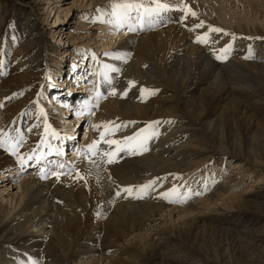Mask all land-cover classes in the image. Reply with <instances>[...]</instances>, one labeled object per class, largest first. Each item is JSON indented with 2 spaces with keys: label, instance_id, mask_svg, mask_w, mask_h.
<instances>
[{
  "label": "bare ground",
  "instance_id": "obj_1",
  "mask_svg": "<svg viewBox=\"0 0 264 264\" xmlns=\"http://www.w3.org/2000/svg\"><path fill=\"white\" fill-rule=\"evenodd\" d=\"M45 1L50 15H62L49 30L59 39L56 46L47 42L40 18L33 17L28 8L23 7L14 22L9 23L2 18L8 8L0 5V132L7 133L13 141L22 134L19 153L35 154L21 168L15 156L0 148V183L11 186L9 191L0 188V264H181L178 253L191 254L195 264L230 261L218 246L212 248L203 243L208 240L237 246L241 264H264V193H255L257 183L244 186L246 175L209 193L204 200L187 202L183 209L170 207L169 200L163 198L166 191L179 186L172 198L183 202L186 196L199 195L207 184L218 180L215 172L200 170L175 185L176 177L182 175L176 171L184 165L189 167L186 159L181 161L183 157L178 161V155L190 153V135L203 153L218 154L220 159L208 164L211 170L215 164L219 170L229 158H239L237 168H230L231 172L239 173L243 164L264 166V121L256 118L260 117V109L253 107L259 111L254 117L244 106L249 104L242 105L240 97L235 98L264 92V39H248L264 38V0H184L198 19L189 16L185 20L184 13L171 11L151 29L129 32L125 28L120 31L123 34L108 23L94 20L96 9L105 7L110 0H64L62 5V0ZM162 2L176 5L180 0ZM67 3L71 4L69 8H65ZM74 6L81 21L75 22L72 32L67 21ZM50 15L46 17L48 25L52 23ZM201 21L203 28L191 30ZM209 27L225 32L210 33L208 44L197 43L196 37ZM229 46L227 58L217 59V54ZM39 51L50 70L44 72L40 59L29 60ZM55 53L65 58L58 56L55 63ZM250 55L254 58H246ZM61 60H70V89H79L77 93H83L80 98L78 94L63 98L60 90L53 91L51 99L45 96L50 91L45 87L47 82L63 86L53 73H57ZM104 65L124 67L130 72L117 79L118 72ZM244 74L260 85L244 84ZM130 81L136 84L130 87ZM129 88L127 95L122 96ZM113 89L115 95L111 94ZM142 89L155 91L151 95ZM97 93L106 98H98ZM154 96L157 100L151 101ZM89 109L94 114L89 115ZM65 111L71 119L63 118ZM176 118L183 122L182 126L193 129L186 131L187 135L185 130L171 137L168 134L171 142L166 145L167 130L162 128L166 119L178 124ZM125 120L132 122L128 123L130 131L122 127L106 138L123 141L159 121L157 135L147 141L148 150L143 154H133L126 148L116 155L115 162L101 163L98 170L89 163L86 153V146L101 134L93 125L110 121L127 125ZM84 124L87 129L80 143L77 128ZM228 127L231 134L226 136ZM51 130L58 136H52ZM239 131L247 135V140L238 138ZM181 142L184 144L176 145ZM99 147L109 152L116 149L114 144L101 143ZM68 151L72 158L67 160ZM95 159L99 162V157ZM61 164L64 167L58 168ZM32 168L33 173L29 172ZM52 172L66 174L57 179ZM77 172L86 177V182L74 178ZM152 180L156 184L143 198L122 192L125 187H138ZM162 186L165 192H161ZM206 208L217 213L251 211L263 218L235 216L237 220L230 228H217L202 223L201 218L210 215L205 213ZM255 225L260 226L257 231L249 230ZM175 240H181L179 245L183 247L175 249Z\"/></svg>",
  "mask_w": 264,
  "mask_h": 264
},
{
  "label": "rangeland",
  "instance_id": "obj_2",
  "mask_svg": "<svg viewBox=\"0 0 264 264\" xmlns=\"http://www.w3.org/2000/svg\"><path fill=\"white\" fill-rule=\"evenodd\" d=\"M64 0H62L61 1V4L60 5H62ZM73 1L74 0H68V2L69 3H73ZM165 1V0H164ZM5 5V6H7V12L2 16V18L3 19H5L6 21H8L9 23H11V22H14L13 21V19H15L17 16H18V14L22 11V9H23V7H26V8H28L31 12H32V14H33V17L34 16H37L38 18H40V21H41V23H42V25H43V27H44V29H45V31H46V36L48 37V39H46L47 40V42L48 43H52V46H56V44H57V42H59V39H56V35L53 33H49V30H50V28L52 27V24H53V22H55V20L58 18V19H62V15H58V14H55L54 15V13L53 14H49V11H48V6H47V4H46V1L45 0H0V5ZM71 6V4L68 6V3H67V5H65V8H69ZM76 9V7L74 6V8L73 9H71L70 10V13L72 14V17L70 18V21H67V22H69L68 23V25H69V27H71L72 29L71 30H73L72 32H74V29H75V26H74V24H75V22L76 23H79V21H81V19H79V15L77 16V11L75 10ZM44 13V14H43ZM50 15V18H51V21H49V22H52L51 23V25H48V22L46 21V17L47 16H49ZM26 16V15H25ZM6 17V18H5ZM75 19H77V20H75ZM71 25V26H70ZM118 33H120V34H123L122 32H118ZM72 34H74V33H72ZM108 36H110V34L108 35ZM61 41V40H60ZM60 43V42H59ZM82 44H86V43H82ZM74 46H76L75 45V43H74ZM79 45H77L76 47H78ZM68 47V46H67ZM66 47V48H67ZM70 48H71V50L74 48L73 46H69ZM8 49L6 48V49H4V51L6 52ZM19 50H21L20 48H19ZM54 55H56V53L54 54ZM58 56H60L62 59H64L65 58V56L64 55H56L55 56V63L58 61L57 59H58ZM70 59V56H67L66 57V59ZM37 59H40V64H43L44 65V72L45 71H47V70H50L49 68H48V66L44 63V56H42V53H41V51H39V53H35V55L32 57V59H29V60H32V61H35V60H37ZM60 60V59H59ZM62 61V60H61ZM34 65H36V63L34 62L33 63ZM59 64V63H58ZM69 64H70V61L68 60V62H66V65L68 66V68L66 67V69H65V71H69ZM219 65H221V64H219ZM113 67H114V65H113ZM115 68H119V67H115ZM120 69V71L118 72V75H117V79L118 78H120V77H123L124 75H126L127 73H129L130 72V70H128V69H126V68H124V67H120L119 68ZM122 69V70H121ZM121 72V73H120ZM53 73H55L56 74V71L55 70H53ZM125 73V74H124ZM91 80V79H90ZM243 82H244V84H247V85H249V83H254L255 85H260V83L258 82V81H256V80H251V76H249V75H247V74H244V79H243ZM91 86L93 85L92 83L90 84ZM261 87L262 88H264V85H261ZM78 88H80V87H78ZM81 89V88H80ZM70 90V89H69ZM82 90V89H81ZM264 90V89H263ZM71 91V90H70ZM75 91H77V89H75ZM79 91V90H78ZM81 92V91H80ZM78 93H76L75 94V96L77 95ZM86 94V93H85ZM79 95V97L81 96V95H83V94H78ZM152 95V94H151ZM150 95V96H151ZM233 95H235V94H233ZM242 95H244V96H242ZM248 95V96H247ZM253 95H255V96H253ZM74 97V96H73ZM239 97H240V99H239ZM261 97V98H260ZM264 92H263V94H252V96L250 95V94H241L240 96H237L236 95V99L238 100V101H240L241 102V104L242 105H244V104H246V103H248L249 105V107L247 106V104L246 105H244L246 108H247V110L249 111V113L251 114V115H253L254 117H256V116H258V114L260 115V117L258 116V117H256L257 119H259V120H261V121H264V115H263V113H264ZM77 98V97H76ZM249 98H251L252 100V102L249 100ZM257 98V99H256ZM245 99H247V101L245 100ZM256 101H255V100ZM157 100V96L155 97H152L151 98V101H156ZM242 100V101H241ZM245 100V101H244ZM254 100V101H253ZM261 100V102H260V104H259V101ZM150 101V102H151ZM249 101V102H248ZM251 102V103H250ZM257 102V103H256ZM244 103V104H243ZM253 104V105H252ZM254 104L256 105V106H254ZM263 104V105H262ZM154 106H156L155 104H154ZM258 106V107H257ZM263 106V107H262ZM250 107H252V108H250ZM253 107H255L257 110H258V108L260 109V112L262 113V115H261V113L259 112V111H255L254 109L255 108H253ZM250 108V109H249ZM251 111V112H250ZM259 112V113H258ZM254 113V114H253ZM255 113H256V115H255ZM258 113V114H257ZM65 114H67V115H65ZM70 116V114H68L67 113V111H65V112H63V118L66 120V119H71V117H69ZM239 118H242L241 116L239 117ZM261 118V119H260ZM182 119V118H181ZM176 120H178L179 121V119L178 118H176ZM169 120H167L166 119V121H165V123H164V126H163V128L162 129H165V130H167V133H166V137L167 138H165L166 140L165 141H167L166 143H163V144H166V145H168L170 142H171V140L170 139H168V137L170 136L171 137V135H175L176 133H179V130H180V132L182 131V132H184V130H185V132L186 131H189L188 133H190V131H191V129H193V128H191V127H189V126H182V123L183 122H178V124H177V122H172V123H166V122H168ZM125 122L127 123V125H129L128 123L130 122V120H125ZM187 123V122H186ZM185 123V121H184V124H186ZM176 125V126H175ZM177 125H178V127H177ZM167 126V127H166ZM175 126V127H174ZM179 126H180V128H184V129H180L179 128ZM86 127V128H85ZM188 127V128H187ZM179 128V129H178ZM86 129H87V125H83L82 127H80V128H77V135L78 134H80L79 135V138H78V140H79V142L81 143V141H82V139H83V137H84V132L86 131ZM130 129L131 128H129L128 129V126H127V131H130ZM168 129L170 130V131H173V132H170V131H168ZM177 129H178V131H177ZM230 128L228 127L227 128V130H226V133H227V135L226 136H229L230 134H231V132H230V130H229ZM85 130V131H84ZM176 132H175V131ZM74 134H75V132H74ZM115 134H116V131H115ZM168 134H169V136H168ZM186 135H187V132H186ZM243 135V136H242ZM164 136V137H165ZM232 137V136H231ZM241 137H243V138H241ZM192 138V139H191ZM194 137H192L191 135H190V138H189V145H188V149L190 148L191 149V151H190V149L188 150V152H190V153H188L187 155H181V154H179L178 155V161L179 160H181V158L183 157H185L184 158V161H183V158H182V162H185V159H186V164H188V169H187V165L185 166L184 165V163L182 164V165H184V167L181 169V170H177L176 171V173H177V175L178 174H182V175H178L176 178L177 179H175L174 180V183H175V185H178L180 182H182V181H185V179L190 175V173H192V172H200V170L201 171H211V173L209 172V174H212V173H216V175H217V177L215 178V180L218 178V180L217 181H215L214 183H210V184H207V186H206V188L208 189H206V188H204V189H202L201 191L202 192H204V193H199V195L197 194V195H193V197L191 196V198H189V197H185L184 199H182L183 200V202L182 201H180V202H173V203H170V207H172V206H177V208H179V209H183V208H185V205L184 204H187V202L188 203H190V202H193V203H195L196 201L198 202V201H201V200H204L205 199V197H206V195H208L209 193H211L212 192V194L214 193V191H216V192H218V190L221 188V187H224V185L226 184V185H228V183L231 181V180H235V179H239V177H242V176H245V182H246V184H245V182H244V186H247V188H249V186H251L253 183L254 184H256V186H257V188L254 190L255 191V193L257 192V193H260V192H262V193H264V166H255V165H250V164H248L249 166L247 167V164H243V169L241 170V171H238L239 173H237V172H234V171H232L231 172V169L232 170H234V169H236L237 168V164L239 163V158H233V159H231V158H229V160H227V164H225V165H223L219 170H216L217 169V165L215 164L214 165V167L216 168H212L213 170H211L210 169V166H211V164H214L216 161H217V159H220V158H218L219 156H218V154L217 153H211L210 151L208 152H206V153H203V152H205V151H203V150H199V146L198 145H195L194 144V139H193ZM241 141H245V140H247V135L245 134V133H243V132H241L240 133V131H239V137H238ZM74 139L76 140V137H74ZM164 141V142H165ZM184 141H188V140H184ZM191 142V143H190ZM162 144V145H163ZM182 144H184V142H181V143H178V144H176L177 146H181ZM192 144H193V146H192ZM165 145V146H166ZM197 146V147H196ZM128 149V151L130 152H132V151H134L133 149H129V148H127ZM181 151H185V150H181ZM193 151V152H192ZM202 151V152H201ZM199 154H198V153ZM69 153H71L70 151H68V153H67V156H66V158H67V160L69 159V158H72V155L71 154H69ZM194 153H196L195 155H194ZM203 153V154H202ZM193 154V155H192ZM199 156H198V155ZM210 154V155H209ZM144 155H146V154H144ZM181 155V156H180ZM188 155H189V157H188ZM191 155V156H190ZM205 155V156H204ZM208 155V157H206ZM187 156V157H186ZM181 157V158H180ZM193 157V158H192ZM204 157V158H203ZM224 159H227L225 156L223 157ZM222 158V159H223ZM191 159H193V160H191ZM202 159H203V161H202ZM221 159V160H222ZM190 160H191V162L192 163H190ZM198 160V161H197ZM180 161V162H181ZM193 161H194V164H196L195 166H193L192 167V165H194L193 164ZM206 161V162H205ZM214 162V163H211V162ZM181 162V163H182ZM204 163V164H203ZM211 163V164H210ZM189 164H191V165H189ZM207 164V165H206ZM210 166H209V165ZM200 165H202V166H200ZM30 166H34V164H32V165H30ZM191 166V167H190ZM252 166V167H251ZM242 167V166H241ZM258 167V168H257ZM185 168V169H184ZM204 168V169H203ZM208 168V169H207ZM231 168V169H230ZM190 169V170H189ZM197 169H198V171H197ZM203 169V170H202ZM210 169V170H209ZM227 169V170H226ZM254 169V170H253ZM222 170V171H221ZM256 170H258L257 172V174H256ZM216 171H219V172H216ZM230 171V172H229ZM29 172H31V173H33V172H35V170H34V168H32V170H30ZM222 174H221V173ZM218 173H220V174H218ZM254 173V174H253ZM189 174V175H188ZM220 175H223V177L221 176L220 177ZM232 175V176H231ZM238 175V176H237ZM248 175H250V176H248ZM181 176V177H180ZM231 176V177H230ZM235 176V177H234ZM254 176H257L256 178L254 177ZM229 177V178H228ZM225 178H226V180L227 179H229V181L227 180H225ZM199 180V179H198ZM178 181V182H177ZM226 181V182H225ZM219 184V186L217 185V183ZM251 182V183H250ZM14 183H18V181H16V182H14ZM178 183V184H177ZM220 183H222V184H220ZM1 185H0V188H3V190H7L8 188V191L11 189V186L9 187V183L8 182H3V183H0ZM13 184V183H12ZM212 184V185H211ZM3 185H8L7 187H1V186H3ZM211 185V186H210ZM213 185H215V186H213ZM243 185V184H242ZM260 186V187H259ZM16 187V185H14V188ZM176 187H178V188H176L177 190L179 189V186H176ZM209 187H211L210 189H209ZM217 188V189H216ZM219 188V189H218ZM161 189H163V190H161V192H163L165 189H164V187L162 186L161 187ZM193 189H195V188H193ZM199 189V188H198ZM206 189V190H205ZM212 190V191H211ZM12 191H15V190H12ZM11 191V192H12ZM206 191H208V192H206ZM210 191V192H209ZM165 192V191H164ZM215 192V193H216ZM166 193H167V191H166ZM163 194V193H162ZM203 195V196H202ZM205 195V196H204ZM227 195V194H226ZM195 196V197H194ZM200 196V197H199ZM176 198V200H178V198L177 197H175ZM181 200V199H180ZM180 203H181V205H180ZM181 207V208H180ZM205 211V213L206 214H210V215H206L205 217H203V218H201L202 220V223L203 224H205V225H210V226H214V227H217V228H219V227H221L222 226V228L224 227V225H225V227H224V229H226V228H230L231 227V225L237 220L236 219V217L237 216H243V219L244 218H254V219H257V218H263L262 216H261V214H258V213H254V212H249V211H226V212H220V213H217V212H215V211H209V208L207 209H205L204 210ZM212 214H211V213ZM215 213V214H214ZM219 214H221V215H219ZM223 214V215H222ZM217 216H220L219 217V219H217ZM229 218H228V217ZM236 216V217H235ZM245 216V217H244ZM260 216V217H259ZM212 217V218H211ZM215 217V218H214ZM205 218H207L206 220H205ZM214 218V219H213ZM264 219V218H263ZM203 220H205V221H203ZM218 220H220V221H218ZM245 221V220H244ZM219 223V224H218ZM229 224V225H228ZM241 224H243V223H241ZM228 225V226H227ZM257 227V228H256ZM221 228V229H222ZM260 228V226L259 225H255L254 227H249V230H252V229H254L255 231H257L258 229ZM261 231H259L258 232V235H260L259 233H260ZM261 237H264V234H261ZM179 242V243H178ZM211 242V243H210ZM174 243H175V245H174V247H175V249H180L181 248V246H182V244L181 245H179L180 243H182V241L181 240H177V242H176V240L174 241ZM173 243V244H174ZM203 243L204 244H206V245H208L209 247H212L213 248V246L215 245V246H218L219 248V250H220V252L221 253H223V254H225V256L226 255H228L227 256V258H231L230 259V261H227V259L224 261V262H221V263H219V264H241V260L239 259V257H238V255H237V246H235L234 244L232 245H228L226 242H223V243H217V241H214V242H212V241H203ZM214 243V244H213ZM179 246H178V245ZM211 244V245H210ZM213 245V246H212ZM178 246V247H177ZM183 247V246H182ZM187 246L185 245V247L184 248H186ZM225 247V248H224ZM188 248V247H187ZM190 250V249H189ZM235 251V252H234ZM228 252H229V254H230V256H229V254H228ZM191 253V252H190ZM258 253V252H257ZM179 255H177V256H179L178 258L182 261L181 262V264H195L194 263V260L191 258V254H189L188 253V255H181V253H178ZM237 255V256H236ZM181 256H182V258H181ZM126 257V256H125ZM125 257H123V258H125ZM189 257V258H188ZM235 258V259H234ZM233 259V260H232ZM232 261V262H231ZM239 261H240V263H239ZM208 264H218V262L216 261V262H214V261H211V262H209Z\"/></svg>",
  "mask_w": 264,
  "mask_h": 264
},
{
  "label": "snow or ice",
  "instance_id": "obj_3",
  "mask_svg": "<svg viewBox=\"0 0 264 264\" xmlns=\"http://www.w3.org/2000/svg\"><path fill=\"white\" fill-rule=\"evenodd\" d=\"M171 11H180L184 13L183 19L187 20L189 16L194 18H199L198 14L191 9L189 5L184 3V0H180V3L176 5H169L168 3L162 2V0H110V2L105 7H98L96 12L98 15L94 18L95 21H99L101 23H108L110 24L117 32L123 31L127 28L129 32H137L143 31L146 29H151L157 25V23L163 19L165 14ZM105 17H108L105 20ZM87 18V17H86ZM187 27V25H185ZM204 22H199L193 26L191 30L195 31L198 28H203ZM225 32L224 29L218 27H209V30L205 32L203 35H198L196 37L197 43L208 44L211 40L210 33H221ZM234 35V34H230ZM248 39H264L261 37H249ZM231 51V47H227L221 50L220 54H217V59L227 58L229 52ZM246 58H254V55H250ZM106 69H109L112 72H119V68L110 67L108 65H104ZM108 82L111 83V80L108 79ZM130 87L136 84L135 81L129 82ZM126 90L122 93V96L127 95ZM155 90L149 89H142V92H147L154 94ZM112 95L116 94V90L113 89L111 92ZM98 98H106L103 97L102 93H97ZM88 102L85 101V107H87ZM2 106V105H0ZM67 107V105H65ZM99 106L98 104L96 105ZM43 114V110H42ZM79 114H83L82 112ZM88 114H94L89 109ZM132 122H129L131 124ZM159 121L152 122L146 125L144 130L135 133L132 136L125 137L123 141L114 140L106 137H111L115 131L119 130L122 127H127L128 125H116L115 122H105L100 125H93V129L96 131H100V137L98 140L92 141L91 144L86 146V153L89 157V163L93 165L98 170H101V163H108L111 164L115 162L114 158L119 152L125 151L126 148L134 149L133 154H143V151H147V141L156 136V127L159 125ZM168 123H172V121H168ZM50 128V126H49ZM104 129V131H101ZM48 132L46 131V135ZM51 135L56 137L58 133L54 130H51ZM23 135L20 134L18 140H14L11 137H8L7 133L0 132V148H4L6 151L10 152L13 156L16 157V160L20 164L21 168L28 163L29 160L35 158L34 153H27L21 154L19 153L18 149L22 147L23 143ZM101 143L108 144V145H116V149L114 151H103L99 145ZM51 147V145H48ZM62 154V153H60ZM96 157H99V162ZM39 159H37V163ZM58 168H63L64 165H57ZM51 175H54L59 179L60 175L66 173H57L52 172ZM91 174V169L89 170V175ZM41 178H48L47 176H42ZM75 179H82L86 182V177L80 175L77 172V176L74 177ZM156 184V180L149 181L147 184L140 185L138 187H125L122 189V192L127 195H135L136 198H143L147 192L153 188ZM177 192V189H172L169 193H164L163 198L169 200L170 203L177 202L176 199L172 198V194ZM120 195V192L116 193Z\"/></svg>",
  "mask_w": 264,
  "mask_h": 264
}]
</instances>
